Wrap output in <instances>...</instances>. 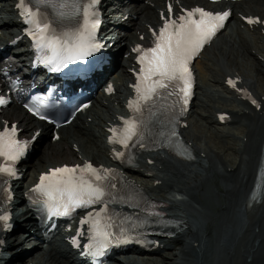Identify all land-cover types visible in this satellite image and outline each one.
I'll return each mask as SVG.
<instances>
[{
	"label": "bare ground",
	"instance_id": "1",
	"mask_svg": "<svg viewBox=\"0 0 264 264\" xmlns=\"http://www.w3.org/2000/svg\"><path fill=\"white\" fill-rule=\"evenodd\" d=\"M6 1L9 2V0ZM161 1L164 3L162 4ZM165 1L151 0L148 4H144L143 1L144 5L137 16V21L133 23V32L126 33L121 40L126 48L128 44L139 41L141 34L149 33L148 24L159 22L161 9H164V13H166ZM174 1L176 3L179 1L189 2V0ZM126 4L123 3L120 8V12L123 14L119 18L118 25L124 26L123 16L129 11L134 13L133 11L137 7L136 4ZM249 4L250 6L237 3L230 5L234 10V20L240 26L243 24L240 13L247 16L259 15L262 20L264 19V8L257 7L264 5V0H251ZM3 9L2 5L0 17L4 14ZM6 9L8 10V8ZM8 13L10 17L6 18L3 31H7L9 35L5 33L0 36V46L7 45L14 36L20 35L22 32L16 31L17 21L11 16V12ZM10 29L11 33H9ZM255 29L261 33V38L264 39V25L258 24ZM244 30L248 31L247 28ZM237 31L239 35L243 33L248 35L247 41H241L243 48L250 42H256L255 33ZM117 33L116 29L107 32L105 34L107 42L115 41L116 43ZM23 41H25L24 37L17 45ZM231 41L237 42L236 38ZM255 47H261L264 50V42L260 46L255 44ZM246 51L253 53L255 50H250L249 47ZM226 52L227 49L213 46L203 53V61L205 60L207 68L213 72V75L209 76L204 73L199 77V85L207 84L210 92L199 93L196 102V105L201 104L206 109L211 132L221 138L224 143L214 142L211 144L206 141L207 133L205 131L207 132L209 129L201 125L196 126L197 132H190V126L194 121L188 120V126L184 129L189 134L188 140L193 143L197 140L201 141V144H193L195 160L185 162L169 153L144 152L138 159V165L129 170L130 176L136 177V181L146 191L153 193L155 197L168 204L167 210L171 215L184 220L183 229L178 231L175 236H159L157 238L159 244L150 249V257L162 255V258H159V264H168L167 261H164V254L168 256V260H172L169 264H264V187L259 199L251 203L249 198L264 157V62L262 60L261 64L258 62L259 75L255 76L256 73L250 75L236 65L229 64L223 58ZM123 72H127L128 76H131L127 67ZM199 73L201 74V71ZM229 76L241 79L238 89H232L226 84ZM119 78L120 74H117L113 80L115 84ZM219 84L222 86L220 87ZM239 89H250L260 106L257 107L250 100L243 99V94L239 92ZM130 91L127 83L123 91L117 86V91L114 94L104 97L102 93V96L95 100V102L108 107L110 118H106L104 111L90 112L88 110L87 114L79 115L67 130L61 129V139L64 138L66 144H71L70 151L72 153L69 154L76 155V161L87 159L101 164L112 160L110 149L107 146L108 128L112 122L118 119V110L112 107V103H117L119 109L124 110V98ZM223 93L229 94V97L224 98ZM11 109V113H5L4 118L19 121L20 126L24 127L25 133H33L34 130L42 128L40 137L42 140L46 138V129L51 132L49 144L51 151L47 153L46 148L42 149L43 161L33 165L35 170H38L39 173V171L47 170V167L60 165L51 163L62 160L60 156H65V151L56 149L54 146L53 128L44 125L37 126L33 119L19 107L12 106ZM223 112L228 113L230 118L225 123L228 127L220 129L217 126L222 124L218 119L219 114ZM202 119L203 117H200L198 120ZM87 144H91L90 147ZM75 146L78 147L77 151L74 149ZM52 156L56 160H53ZM47 157L50 158L47 159ZM45 164L47 166L41 169ZM28 175L31 178L32 169L28 170ZM145 175L151 177L153 183L144 182L142 177ZM208 182L211 183L214 191L211 201L208 199L205 188ZM21 184L24 187H17L14 183L15 197L10 204L15 223L29 216V213L24 209L22 213L19 212V209L24 208L25 204L20 205L17 198L25 196V185H29V182L24 181ZM168 190L171 191L170 196L165 195L168 194ZM24 201L25 199L21 202L24 203ZM12 235L15 234L7 233L4 236L6 244L10 243ZM17 242L19 245L27 247V244H32L33 237L30 234H25L18 237ZM175 243L179 244V251L172 253ZM137 252L143 253L145 250L137 249ZM213 255L215 262H212ZM130 256L133 255L128 252L121 258L120 264H148L145 259L130 261ZM15 264L75 263L69 247L61 250L44 245L40 248H33L26 255L17 258Z\"/></svg>",
	"mask_w": 264,
	"mask_h": 264
},
{
	"label": "snow or ice",
	"instance_id": "2",
	"mask_svg": "<svg viewBox=\"0 0 264 264\" xmlns=\"http://www.w3.org/2000/svg\"><path fill=\"white\" fill-rule=\"evenodd\" d=\"M28 0H19L18 9L24 22L30 25L26 29L27 34L32 38L34 47L43 53L42 63L45 65L54 64L53 70L59 71L68 63L85 60L94 52L100 50L103 45L97 42L95 30L100 25L96 5L99 0H87L86 5L81 0H34L35 10L27 6ZM40 5L51 8L54 12L53 21L42 22V9ZM71 9L68 11L67 9ZM172 11L171 5L168 7ZM228 11L213 13L203 8L196 7L186 10L178 17L164 19L163 25L158 32L153 31L151 47L137 45L133 51L138 53L140 65L137 73V82L133 85L135 99L128 102V107L133 115L123 119L122 127L109 129L112 133L108 140L113 145H121L125 151H115L117 159L125 160L126 152L135 147L144 148L146 142L151 140V119L158 115H165L169 107L161 104L160 109L154 112L156 101H164L166 98L175 96L177 102H181L179 114H183L184 106L187 105L191 95L192 74L189 68L192 57L203 45L208 42L216 31L223 27V22L228 18ZM78 17L77 26L66 22V17ZM249 19V23H254ZM57 28L60 30L58 31ZM229 84L236 86L235 81L229 80ZM112 91L111 86L107 89ZM5 101L0 97V104ZM254 105L255 99L251 100ZM175 108V104L171 106ZM145 110L148 111L149 119L145 118ZM41 116V119H44ZM221 119H224L221 116ZM168 123L170 131L161 132L164 137L159 143L160 147L171 145L176 131L177 114L173 111ZM18 130L15 125L11 128L5 126L0 131V177L7 176L15 178L17 171L15 164L24 157L29 148V141H21L17 138ZM35 139V137H33ZM151 142L156 143L155 140ZM129 159H134L129 156ZM117 174L114 169L101 166L94 167L91 163L75 167H59L52 169L49 173L40 177V182L31 190L45 198L50 208L55 209V214L68 215L77 208H88L93 205L102 204L99 210L87 213L81 220V224H88L89 242L84 246V255L100 257L105 254L106 249L113 243L128 242V233L139 228L141 225L161 223L163 213L156 210L155 205L144 204V215L130 214L124 217L123 223L132 221L125 228L121 226L117 235L111 229L114 227V216L121 214L112 210L109 213V206L116 203L127 204L129 207H141L143 197L134 189H117ZM63 209L61 212L60 209ZM135 217V220H133ZM7 215H0V221L7 222ZM74 244L79 246L76 237ZM2 243V241H0Z\"/></svg>",
	"mask_w": 264,
	"mask_h": 264
},
{
	"label": "rangeland",
	"instance_id": "3",
	"mask_svg": "<svg viewBox=\"0 0 264 264\" xmlns=\"http://www.w3.org/2000/svg\"><path fill=\"white\" fill-rule=\"evenodd\" d=\"M127 25L132 26L131 23H127ZM236 27H237V24L236 25H235V23L232 24V26L229 28V30L219 39V41L216 43L215 46H219L220 49H227V52H226V54L223 55V58L229 64L236 65L237 67H239L242 71H244L247 74L254 75L256 73L255 76H257V75H259V71L257 70L258 60L260 58L264 60V50L261 49V47L256 48L255 44L259 45V43L261 41L258 40L257 43L250 42L247 46H245V48H243L241 41L245 42L248 39V35L247 34H243V35H241V38L237 37V42L236 43H233L232 41H230V39H231V36H235L237 34L236 31H235ZM252 32L254 33V31H252ZM255 35L258 36L259 32H256ZM249 47H250V50H255L254 51L255 53H251V51L250 52L246 51L247 48H249ZM246 53H248V54H246ZM201 64L203 65V62ZM198 71L199 72L201 71L199 66H198ZM208 72H209V75H210L211 71H208ZM208 72H207V74H208ZM200 75H202V74H200ZM263 76H264V74H263ZM204 89H209V88L207 86V87H203L202 88V90H204ZM206 93H208V92H206ZM113 107L115 108V107H118V106L115 103L113 105ZM193 111H194V114L190 118H191L192 122L194 121V126L192 125V127L190 128V132H193V133L197 132V127L196 126L197 125H201V126L207 128V129H209L207 132L205 131V133H207L206 134L207 136L205 138L206 141L210 142L211 144H213L214 142L223 144L224 143L223 140H221V138H218L217 136H215V134H213L211 132V130L209 128V126H210V123H209L210 120L209 119L203 118L201 121L198 120V119H200L201 116L206 117V115H207L206 109L203 106H198L197 108L194 107L192 112ZM219 128L221 129L223 127H219ZM48 142H49V140H48ZM195 142L197 144H201L200 140H197ZM60 144L61 143L55 144V148L57 149V147H59ZM90 145L91 144H87L88 147H90ZM48 146H49V143H48ZM48 146L44 144V146L42 148H40L38 150V152L34 155L33 161L30 163V165H31L30 169H32V175H33L34 178L37 176L38 170H35V167H33V165L38 163L40 158H41V161H43V159H42V154H43L42 149L43 148L47 149V153L49 151H51L48 148ZM60 150L66 152L67 151V147L64 146V148L60 149ZM226 155H227V153H226ZM74 156H76V155H74ZM48 158H50V157H47V159ZM61 158L63 159V157H61ZM71 158H72V156H71ZM52 159L56 160V158H54L53 156H52ZM59 161H61V160H59ZM59 161H52L51 163L55 164V163H59ZM46 166H47V164H45L44 167H42L41 169H44ZM30 179L31 178L29 177L28 181H30ZM143 179H144L145 182H150V183L152 182V180H150V178H148V177H143ZM133 180L136 181L135 179H133ZM206 190H207L208 198L211 199V197L213 195V188H212L210 183H208ZM178 247H179V244L175 243V248H174L172 253L178 252L179 251ZM163 256H164V261H167L168 264L171 263L170 261H172V260H168L167 259L168 256H166V254H164ZM148 257L149 256H139V257L130 256V261H135V260H139L140 261V260H142V258L143 259H148ZM159 258H162V255H156V256L150 257L147 262L148 263L151 262L150 264H159L160 263L159 262L160 261Z\"/></svg>",
	"mask_w": 264,
	"mask_h": 264
}]
</instances>
